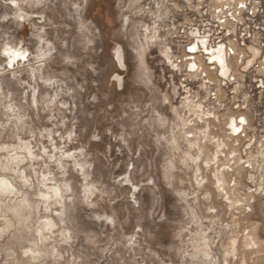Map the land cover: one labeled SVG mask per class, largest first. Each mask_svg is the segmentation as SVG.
I'll return each mask as SVG.
<instances>
[{"label":"clouds","instance_id":"1","mask_svg":"<svg viewBox=\"0 0 264 264\" xmlns=\"http://www.w3.org/2000/svg\"><path fill=\"white\" fill-rule=\"evenodd\" d=\"M0 264H264V0H0Z\"/></svg>","mask_w":264,"mask_h":264}]
</instances>
